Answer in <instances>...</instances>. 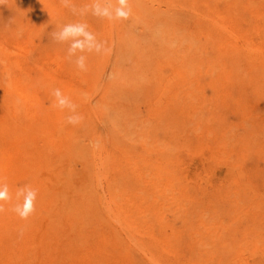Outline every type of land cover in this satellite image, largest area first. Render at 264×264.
Listing matches in <instances>:
<instances>
[{"label":"rangeland","instance_id":"obj_1","mask_svg":"<svg viewBox=\"0 0 264 264\" xmlns=\"http://www.w3.org/2000/svg\"><path fill=\"white\" fill-rule=\"evenodd\" d=\"M92 2L0 3V264H264V0ZM76 22L87 71L52 37Z\"/></svg>","mask_w":264,"mask_h":264},{"label":"clouds","instance_id":"obj_2","mask_svg":"<svg viewBox=\"0 0 264 264\" xmlns=\"http://www.w3.org/2000/svg\"><path fill=\"white\" fill-rule=\"evenodd\" d=\"M3 3V0H0ZM64 7L70 8L74 14H77V8L72 0H61ZM87 11H91L94 16L114 20H127L131 15L130 0H93L92 4L79 10L80 15H84ZM53 39L58 43H68L69 58L75 57V65L80 71H87V57L84 53H101L104 51V44L98 41L95 34L88 30L85 23L76 22L68 23L59 28L58 31L52 33ZM52 95L56 98V107L61 110L68 109L73 115L67 117V123L77 124L82 117L76 113L77 105L68 97L64 96L60 89H54ZM38 192L31 186H24L15 193L17 203L12 211L22 219L27 220L34 214L36 208ZM13 199L6 183L0 182V212L4 211V202Z\"/></svg>","mask_w":264,"mask_h":264}]
</instances>
